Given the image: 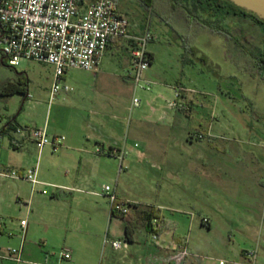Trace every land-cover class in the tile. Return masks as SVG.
<instances>
[{"label":"rangeland","instance_id":"obj_1","mask_svg":"<svg viewBox=\"0 0 264 264\" xmlns=\"http://www.w3.org/2000/svg\"><path fill=\"white\" fill-rule=\"evenodd\" d=\"M116 1L134 32L148 28L156 36L148 46L154 61L145 72L154 83L151 89L136 87L132 81L126 40L108 48L97 72L69 71L65 82L71 91L60 92L52 102L54 68L26 59L11 67L3 63L0 46V164L9 165L0 168L28 171L39 163L42 181L81 189L63 191L59 201H52L56 189L39 187L49 195L36 192L30 203L26 200L32 195L30 182L0 177V264H52L66 247L67 229H87L89 202L96 200L94 194L103 196L106 185H120L146 205H161L170 232L176 229L177 235L187 237L191 254L205 264L218 259L241 262L245 252H255V264H264V179L257 182L245 163L254 156L264 159V151L249 145L251 137H264V118L259 119L264 114V93L263 86L249 77L248 59L234 45L238 30L248 31L249 23L236 17L224 20L229 39L206 27L209 16L193 0ZM20 78L29 81L28 96H3L4 86ZM177 92L182 93L180 98ZM135 98L139 107L133 106ZM174 102H187L191 110L173 108ZM10 122L17 128L47 127L49 135L65 137L63 144L71 143L73 150L65 155L64 150L54 153L47 146L40 156L34 143L16 149L10 141L15 131L10 136L1 133ZM250 127L258 133L250 135ZM102 134L144 157L127 153L121 169L119 157L93 151L94 135ZM221 136L236 138L243 146L224 157L229 162L241 160L239 172L225 181L221 176L206 177V146L227 143ZM38 216L47 222L59 220L58 241L44 246L28 237L23 262L2 258L8 249H21L22 220L32 225ZM119 220L116 225H123V218ZM204 220H210L211 227ZM143 223V218L134 222Z\"/></svg>","mask_w":264,"mask_h":264},{"label":"built area","instance_id":"obj_2","mask_svg":"<svg viewBox=\"0 0 264 264\" xmlns=\"http://www.w3.org/2000/svg\"><path fill=\"white\" fill-rule=\"evenodd\" d=\"M0 46L6 62L11 67H17L22 59L36 61L54 68V82L51 89L52 102L60 92H70L71 87L65 78L72 69L87 71L99 70V66L110 45L115 41L126 40L129 44L133 66L132 81L136 87L151 89L154 83L145 77V72L152 64L153 54L148 46L156 39L154 33L146 28L142 33L134 32L132 25L119 10L116 0H0ZM177 98L182 93H176ZM140 101L135 98L133 106L139 107ZM171 103L173 108L183 111L190 105ZM21 136H28L40 152L51 146L59 151L65 137H51L47 127L17 129ZM123 162V156H120ZM38 167L28 171L12 168H0V177L14 180L29 181L33 186L45 185L37 178ZM43 194H48L43 190ZM112 205L117 211L127 215L130 212L128 204L118 203L119 199L114 189L106 185L103 188ZM28 221L21 222L23 235L26 234ZM1 228V226H0ZM159 222L152 221V240H159ZM116 250L128 248V243L120 240H105ZM22 250L13 249L10 256H3L18 263L23 262ZM188 245L180 247L163 262L170 264H185L192 257ZM60 257L71 260L72 252L64 250ZM245 260L232 262L217 260L216 264H255L256 253L245 252Z\"/></svg>","mask_w":264,"mask_h":264},{"label":"crops","instance_id":"obj_3","mask_svg":"<svg viewBox=\"0 0 264 264\" xmlns=\"http://www.w3.org/2000/svg\"><path fill=\"white\" fill-rule=\"evenodd\" d=\"M0 34H1V27H0ZM237 36L234 39V45L239 48L240 55L245 59H248V63L246 64V70L250 71L249 77L253 80L257 86H263V93H264V71L258 64L259 57L264 52V30L261 25L255 24L250 25L248 31L243 30L240 28L237 32ZM121 41H115L112 45H120ZM104 59V58H103ZM154 61V55L153 60ZM103 62V60H102ZM101 62V64H102ZM100 64V66H101ZM99 66V67H100ZM131 78V77H130ZM17 80H14L16 82ZM241 83V82H240ZM249 104L254 107V103L248 99ZM155 110V109H153ZM264 118V114H259V119ZM264 120V119H263ZM21 127H18L19 129ZM250 135L256 133L257 129L254 127H250L249 130ZM16 137L14 138V142L12 146L16 149H22L25 147L27 143H34L28 136H21L15 131ZM51 137H59L57 134L52 133ZM206 137L211 139V133H206ZM105 138L108 141L112 140L111 143H107L104 140ZM251 137L249 145L257 147L264 151V137L261 139H252ZM93 140L96 142L97 147L93 148L95 154L98 155H106L109 156H123V161L125 162V158L127 153L133 155L134 158L141 159L144 157V153L141 151H136L132 147H129L128 144L120 145L119 142H116V139H112L107 137V135H94ZM220 140L225 141L222 145H215L209 144L206 146V177H223L221 181H225L226 177H234L239 171L236 167L239 166L241 160H232L229 162L226 158H224L227 152L233 151L238 152L242 150L243 146L236 138H228L221 136ZM35 144V143H34ZM36 145V144H35ZM73 145L68 143V145H64L61 148V151L64 150V154H70L69 151L73 150ZM46 148V147H45ZM44 148V149H45ZM42 152L39 151V155L41 156ZM251 149V148H250ZM39 150V149H38ZM56 153L54 150H52ZM251 151V150H250ZM58 152V151H57ZM93 152V153H94ZM252 152V151H251ZM39 156V157H40ZM221 156L223 158H221ZM89 162V159H86ZM99 160V159H95ZM121 169H123V163ZM246 165L249 168V173L251 176H255L256 181L260 184L263 182L264 179V159H260L258 156H254L249 161H245ZM2 166H9L5 163H1ZM38 167L37 178L41 183L47 184L48 186H52L56 189V191L52 194L51 200H57L58 197L61 195L63 191H67L69 193H77L81 192L77 185L67 186L63 183H57L56 185H51L47 182L42 181L39 179V163L31 168L35 169ZM10 168V167H5ZM12 168V167H11ZM15 169V168H12ZM30 169V170H31ZM19 171H27L22 170V168L17 169ZM128 170V167L125 168ZM121 178V174L119 179ZM75 178V180H77ZM262 179V180H261ZM29 182V181H28ZM77 184L76 182H74ZM32 185V195L29 197L27 202H34L35 197L33 198L34 193H41L44 196L49 195L43 194V190H39V187H44L45 185ZM61 186V187H59ZM115 193L118 196L119 202L123 204H128L130 207V220L123 219L124 224H118L117 221H120L121 217L118 215L113 214V205L110 200L106 196H101L100 194H94L96 200H91L89 214L91 215L89 226L86 230H82L79 227L76 229H67L69 230V235H66L64 238L66 247L62 250H70L72 252V259L71 260H63L60 256L53 258L52 264H170L169 262H163L162 258H168L172 254H174L180 247L184 245H188L187 237L183 235H177L176 229L173 233L170 232L168 225L166 223V218L162 217V210L163 207L159 204L154 205H146L139 201L137 195H131L129 192L125 190V188L121 187L120 185H116L113 187ZM48 191V190H47ZM76 197H72L74 201ZM46 201H48L45 198ZM29 204V203H28ZM150 208H155L160 211V218L158 219L159 222V240L154 242L152 240L151 230L146 226L145 215L146 212ZM218 209L222 211L221 207L218 206ZM120 213V212H119ZM33 217L34 215L33 211ZM139 218L144 219L143 224L136 225L134 222ZM50 222H47L42 217L38 216L35 220L34 224H30L28 222V226L26 229L25 236L23 235L22 231V257L24 255V244L26 239L30 237V239L38 242V240L43 243L44 246L49 244H55L58 241L59 236V229L61 226L59 225V220H55L52 222V218H49ZM23 221V220H22ZM203 224L211 227L210 220H204ZM117 226V229L114 227ZM107 228L106 233L104 234V230ZM22 229V228H21ZM3 231L2 227L0 231ZM109 239L110 241H124L128 243L127 249L116 250L112 247L111 244H106L105 240ZM13 249H8L4 251L1 256H10L11 251ZM61 252V253H62ZM60 253V255H61ZM197 257H193L188 259L185 264H205L201 260L196 259ZM47 259V257H46ZM200 259V258H199ZM221 260V259H218ZM216 262V261H215ZM206 264H211L206 262ZM216 264V263H213Z\"/></svg>","mask_w":264,"mask_h":264},{"label":"trees","instance_id":"obj_4","mask_svg":"<svg viewBox=\"0 0 264 264\" xmlns=\"http://www.w3.org/2000/svg\"><path fill=\"white\" fill-rule=\"evenodd\" d=\"M193 1L203 10H206V14L209 16V18L206 21V27L211 29L214 33L224 35L229 39L231 38L229 35L230 33L227 30V28L223 27V22L228 17L251 16L256 20V22H258L259 25L264 27V20L259 19L258 16H256L255 14L247 12L246 10L236 6L235 4H233L228 0H193ZM2 61L3 63H6L4 57ZM258 64L264 71V52L259 57ZM28 87H29V81L27 80V78L26 79L20 78L16 82L14 81L8 82L3 88V96H12L15 93H21L28 96ZM10 131H17V127L14 125L13 122H10L9 125L1 133L4 135L9 134L10 136ZM10 141L13 144L14 138L12 136H10ZM116 205L117 204L113 206V214L118 215L123 219L130 220L131 218L129 213L127 215L119 213V211H117L116 209ZM159 218H160V211L155 208H150L145 215L147 228L152 231V221L158 220Z\"/></svg>","mask_w":264,"mask_h":264},{"label":"water","instance_id":"obj_5","mask_svg":"<svg viewBox=\"0 0 264 264\" xmlns=\"http://www.w3.org/2000/svg\"><path fill=\"white\" fill-rule=\"evenodd\" d=\"M236 6L253 13L264 20V0H228Z\"/></svg>","mask_w":264,"mask_h":264},{"label":"flooded vegetation","instance_id":"obj_6","mask_svg":"<svg viewBox=\"0 0 264 264\" xmlns=\"http://www.w3.org/2000/svg\"><path fill=\"white\" fill-rule=\"evenodd\" d=\"M236 18H242V19L246 20L250 25L258 24V22H256V20L253 17H251V16H245V17L237 16Z\"/></svg>","mask_w":264,"mask_h":264}]
</instances>
